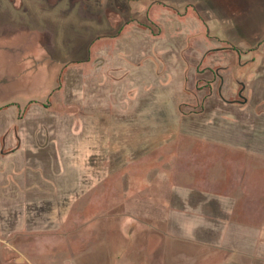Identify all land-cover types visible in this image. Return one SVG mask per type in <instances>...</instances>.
<instances>
[{
  "label": "rangeland",
  "instance_id": "374dc122",
  "mask_svg": "<svg viewBox=\"0 0 264 264\" xmlns=\"http://www.w3.org/2000/svg\"><path fill=\"white\" fill-rule=\"evenodd\" d=\"M12 62L0 264H264V0H0Z\"/></svg>",
  "mask_w": 264,
  "mask_h": 264
},
{
  "label": "crops",
  "instance_id": "0c3cea01",
  "mask_svg": "<svg viewBox=\"0 0 264 264\" xmlns=\"http://www.w3.org/2000/svg\"><path fill=\"white\" fill-rule=\"evenodd\" d=\"M5 30H6V29H5ZM6 32H7V31H5L3 35L6 36V37H10V35H8V33H6ZM5 34H6V35H5ZM8 43H9V42H8ZM12 43H13V41H12ZM13 44H14V43H13ZM7 47H9V46L7 45L6 47L2 48V49L5 50L4 52H6V53H7L6 49H8ZM9 48H11V47H9ZM11 50H13V49L11 48ZM11 70H12V69H11ZM2 71H6V68L2 69L1 72H0V73H2V75L0 76V88H3V87L6 85L7 80L12 81L11 73H13V71H10V73H9L10 77L7 78V77H4L5 75L3 74ZM7 99H9V98H7ZM7 99H6L5 101H7ZM252 100L256 101L255 103H259V104H261V105H258V109H259V108H262L261 106L264 105V96H263L262 98H260V99H257V98H254L252 95L249 96V97H247V98L245 99L244 103H242V102H239V103H240V104H243L244 107H248V105L250 104V102H251ZM5 101H2V102L4 103ZM237 103H238V102H237ZM239 103H238V104H239ZM254 107H255V105L253 106V108H254ZM257 113H259L260 116H262V118L264 117V109L259 110ZM260 125H262V124H260ZM260 125H256V124H254V125L252 126V128H251L250 134L254 135L255 132H256V133H261V134L264 136V126L262 125V126H263V127H262V126H260ZM247 134H248V133H247ZM262 154H263L262 157H264V153H262Z\"/></svg>",
  "mask_w": 264,
  "mask_h": 264
},
{
  "label": "flooded vegetation",
  "instance_id": "af4514ba",
  "mask_svg": "<svg viewBox=\"0 0 264 264\" xmlns=\"http://www.w3.org/2000/svg\"><path fill=\"white\" fill-rule=\"evenodd\" d=\"M7 48H9V47H7ZM10 49V50H9ZM9 49H6V51H7V54L8 53H12L13 52V50H11V48H9ZM12 49H14V48H12ZM13 64H14V62H12V63H10V64H8L9 66H6L7 68H6V71H2L3 72V74L5 75L4 77H10V75H9V71L12 69V68H14L13 67ZM20 65L21 64V62H20V60L19 59H16V65ZM12 65V66H11ZM15 69V68H14ZM1 72V71H0ZM2 75V73H0V76Z\"/></svg>",
  "mask_w": 264,
  "mask_h": 264
},
{
  "label": "trees",
  "instance_id": "16d2710c",
  "mask_svg": "<svg viewBox=\"0 0 264 264\" xmlns=\"http://www.w3.org/2000/svg\"><path fill=\"white\" fill-rule=\"evenodd\" d=\"M237 52H239L238 50H236Z\"/></svg>",
  "mask_w": 264,
  "mask_h": 264
}]
</instances>
